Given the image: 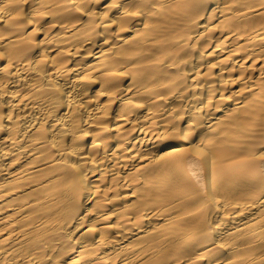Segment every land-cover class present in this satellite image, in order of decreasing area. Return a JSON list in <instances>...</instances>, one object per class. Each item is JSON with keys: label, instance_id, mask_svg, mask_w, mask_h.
I'll list each match as a JSON object with an SVG mask.
<instances>
[{"label": "bare ground", "instance_id": "1", "mask_svg": "<svg viewBox=\"0 0 264 264\" xmlns=\"http://www.w3.org/2000/svg\"><path fill=\"white\" fill-rule=\"evenodd\" d=\"M0 264H264V0H0Z\"/></svg>", "mask_w": 264, "mask_h": 264}]
</instances>
